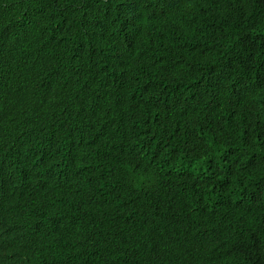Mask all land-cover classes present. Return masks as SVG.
Here are the masks:
<instances>
[{
	"label": "trees",
	"instance_id": "obj_1",
	"mask_svg": "<svg viewBox=\"0 0 264 264\" xmlns=\"http://www.w3.org/2000/svg\"><path fill=\"white\" fill-rule=\"evenodd\" d=\"M33 20L67 59L27 57L68 84L0 153L71 164L53 199L81 243L40 264H264V0H0L9 28Z\"/></svg>",
	"mask_w": 264,
	"mask_h": 264
},
{
	"label": "clouds",
	"instance_id": "obj_2",
	"mask_svg": "<svg viewBox=\"0 0 264 264\" xmlns=\"http://www.w3.org/2000/svg\"><path fill=\"white\" fill-rule=\"evenodd\" d=\"M18 23L21 30L13 25L14 31L0 21V127L8 133L19 131L34 104L38 106V113L33 116L36 122L44 105L43 93L53 90L59 95L68 84L52 85L47 74L39 72L41 65L31 62L27 56H58L60 60L67 57L63 53L58 55V49L54 50L51 45L39 54L36 43L26 39L38 29L37 22L33 20V25L24 27ZM27 90L33 92L32 100L26 96ZM10 116L22 121L11 120ZM52 121L49 111L37 125L46 130ZM70 166L66 167L65 177L49 174L40 167L33 176L26 170L23 159L12 164L0 153V264H40L42 258L59 247L66 246L69 250L76 243L81 244L64 224V219L69 217L79 223L74 203L53 199L56 180H71L67 174Z\"/></svg>",
	"mask_w": 264,
	"mask_h": 264
},
{
	"label": "bare ground",
	"instance_id": "obj_3",
	"mask_svg": "<svg viewBox=\"0 0 264 264\" xmlns=\"http://www.w3.org/2000/svg\"><path fill=\"white\" fill-rule=\"evenodd\" d=\"M11 120H13V119H17V120H19V121H22V119H20V118H14V117H9Z\"/></svg>",
	"mask_w": 264,
	"mask_h": 264
}]
</instances>
